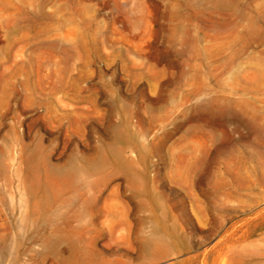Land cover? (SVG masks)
I'll return each instance as SVG.
<instances>
[{
	"label": "rangeland",
	"instance_id": "obj_1",
	"mask_svg": "<svg viewBox=\"0 0 264 264\" xmlns=\"http://www.w3.org/2000/svg\"><path fill=\"white\" fill-rule=\"evenodd\" d=\"M0 264H264V0H0Z\"/></svg>",
	"mask_w": 264,
	"mask_h": 264
},
{
	"label": "bare ground",
	"instance_id": "obj_2",
	"mask_svg": "<svg viewBox=\"0 0 264 264\" xmlns=\"http://www.w3.org/2000/svg\"><path fill=\"white\" fill-rule=\"evenodd\" d=\"M222 100V99H221Z\"/></svg>",
	"mask_w": 264,
	"mask_h": 264
}]
</instances>
